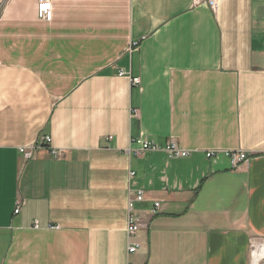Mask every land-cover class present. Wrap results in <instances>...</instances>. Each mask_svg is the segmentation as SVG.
Segmentation results:
<instances>
[{"label": "crops", "instance_id": "1", "mask_svg": "<svg viewBox=\"0 0 264 264\" xmlns=\"http://www.w3.org/2000/svg\"><path fill=\"white\" fill-rule=\"evenodd\" d=\"M37 1L0 0V264H251L264 238V0H52L50 21Z\"/></svg>", "mask_w": 264, "mask_h": 264}, {"label": "built area", "instance_id": "2", "mask_svg": "<svg viewBox=\"0 0 264 264\" xmlns=\"http://www.w3.org/2000/svg\"><path fill=\"white\" fill-rule=\"evenodd\" d=\"M194 4L205 3L211 9H215L217 5V0H193ZM52 0H38L36 6L37 16L45 21H50L52 19ZM132 85L139 84L138 78H132ZM136 111H134L135 113ZM133 142H137L141 144V150L144 151H165L169 153L172 157H184L188 155V151L179 149L174 143H168L164 147L157 146L155 144L149 142H142L140 139L133 140ZM50 143V138L47 136L40 137L34 143H32L29 147H20L19 152L25 159H30L34 155L36 149L44 146H48ZM50 149V148H49ZM51 153L54 156H57L59 153L54 149H50ZM140 150H135V152H139ZM216 152L206 151L205 156L207 158H211L215 156ZM225 155L229 157L232 163L235 165L238 162H243L248 159L247 155L243 151H225ZM130 177L134 175L133 172L129 173ZM144 199V192L141 189L129 190L128 191V201H127V223H126V233L131 240L127 246L128 253H135L140 248V243L135 240V235L137 231L141 228L142 224L140 221L139 215L134 210L135 202H142ZM159 202H154V207L152 212L155 213L159 208ZM20 210L19 202L16 203V207L13 211L14 214H17ZM251 250L256 251V259L254 264H264V238H254L250 244V252ZM251 257V254H250Z\"/></svg>", "mask_w": 264, "mask_h": 264}, {"label": "bare ground", "instance_id": "3", "mask_svg": "<svg viewBox=\"0 0 264 264\" xmlns=\"http://www.w3.org/2000/svg\"><path fill=\"white\" fill-rule=\"evenodd\" d=\"M250 254H251V257H250L251 264H254L255 263V259H256V251L255 250H251Z\"/></svg>", "mask_w": 264, "mask_h": 264}]
</instances>
